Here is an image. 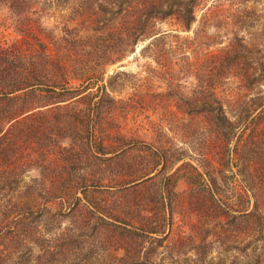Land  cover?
Masks as SVG:
<instances>
[{"label": "rangeland", "instance_id": "rangeland-1", "mask_svg": "<svg viewBox=\"0 0 264 264\" xmlns=\"http://www.w3.org/2000/svg\"><path fill=\"white\" fill-rule=\"evenodd\" d=\"M34 1L29 15L41 26L38 31L58 37L63 27L80 24V42L74 46L80 50V74L85 66L101 72L98 85L108 94V108L98 111L80 102V108L61 110L2 109L0 207L34 211L0 232L1 252L12 253L6 260L257 264L264 257V209L244 215L241 187L251 172L264 188V106H243L258 96L264 100V82L257 83L264 80V0H221L223 11H213L206 26L201 18L216 1L208 0L188 32L172 19L154 24V34L173 30L192 39L198 31L199 38L209 37L203 42L213 53L229 51L235 37L247 41L226 62L243 60L257 68V76L245 81L250 91H243L242 108L223 110L196 107L193 76H181L178 85L184 88L176 87L155 60L158 50L148 48L151 40L140 37L132 45L120 39L115 50L121 57L101 67L98 53L120 19L114 0ZM10 16L1 6L0 38L7 44L18 40ZM193 46L184 51L169 46L166 52L170 59L184 52L192 62L205 48L201 41ZM40 98L23 101L50 100ZM21 113L27 114L10 120ZM94 126L107 137L88 136ZM245 161L252 167L241 168Z\"/></svg>", "mask_w": 264, "mask_h": 264}, {"label": "trees", "instance_id": "trees-1", "mask_svg": "<svg viewBox=\"0 0 264 264\" xmlns=\"http://www.w3.org/2000/svg\"><path fill=\"white\" fill-rule=\"evenodd\" d=\"M32 1L34 0H0V5L8 9L11 14L9 20L18 35V40L11 44L5 43L0 38V121L3 117L1 116L3 108L49 107L61 110L75 106L80 108V102H89L87 108H98V111L99 108H108L105 104L108 94L104 87L98 85L101 72L94 67L85 66L80 74V50L78 53L74 48L75 44L80 42V24L77 22L78 24L72 27H63L61 36L58 37L52 36L45 29L38 31L37 29L41 26L37 28L38 23L33 21L34 16L31 18L29 15V10L33 12L32 9L36 3V0L35 3ZM114 1L117 7L116 13H120V19L115 22L116 27L106 33L107 38L103 42L108 44L104 50H101L102 53H98L101 67L112 65L121 57L115 50L120 39H129L132 45H136L137 39L142 37V40H151L148 48L158 50L155 60L160 70L169 76L173 84L176 83V87L184 88L182 84L178 85V78L181 76L186 74L193 76L197 84L191 100H194L192 102L196 107L220 110L242 108L240 103L247 98V93L243 91H250L245 81L256 78L257 68L254 65L247 67L243 60L238 59L233 63H227L226 60L230 58V52L236 51L238 47L244 45V42H247L244 38L235 37L230 41L229 51L222 49L218 51L219 53H213L208 51L210 45L203 42L204 38L207 41L209 37L199 38L198 31L192 39L181 37L173 30L170 33L157 31L154 34L155 22L168 19L174 20L184 31H190L197 22L199 7L204 6L203 3L208 0ZM221 9H223L222 1L216 0L212 9L207 8L208 12H205L201 18V23L207 26L208 21L214 16L213 11L221 13L223 11ZM104 11H108L105 6ZM200 41L205 48L201 52H195V60L192 62H188L184 52L173 59L169 58L171 53L166 52L169 46L175 51H184L196 47L193 44ZM228 81H232L234 88L230 84L226 86ZM263 82L264 80H257V83ZM263 85L261 84L260 87ZM37 95L42 97L40 99L50 100L35 103L29 100L23 101ZM179 99L182 102L184 96L179 95ZM190 102L186 101V104H193ZM263 106L264 100L259 99L258 96L256 100H250L249 104L244 102L243 108H263ZM23 114L27 113H21L10 120H16ZM33 118L35 116L29 117V119ZM87 131H90L88 136L91 138L99 137L102 140L107 137L106 132H101L95 126L88 128ZM3 132L4 129L0 125V144L4 137ZM230 134L237 135L233 129ZM111 135H114V132ZM78 145L80 146V143ZM70 150L72 151L71 148ZM100 153L107 154L103 151ZM1 156L0 150V163ZM252 165V162L245 161L242 162L241 168L248 169ZM243 183L241 198L245 205L244 215L250 217L256 213L255 210L264 209V188L260 186L257 176L251 172L243 176ZM1 190L0 186V193H2ZM252 200H254L253 209L246 213L251 207ZM15 210L11 207L0 209L1 233L4 227L17 219L19 220L17 222H24L20 218L34 214L30 207L20 208L16 212ZM10 254H12L10 251L1 252L0 249V264H11L9 260H6V258H12ZM255 261L257 264H264V257L257 258Z\"/></svg>", "mask_w": 264, "mask_h": 264}]
</instances>
